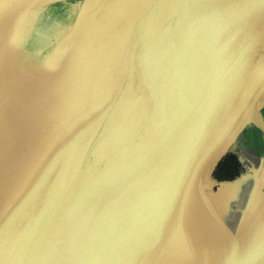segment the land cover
I'll use <instances>...</instances> for the list:
<instances>
[{
  "label": "water",
  "instance_id": "95a60500",
  "mask_svg": "<svg viewBox=\"0 0 264 264\" xmlns=\"http://www.w3.org/2000/svg\"><path fill=\"white\" fill-rule=\"evenodd\" d=\"M0 264H264V0H0Z\"/></svg>",
  "mask_w": 264,
  "mask_h": 264
},
{
  "label": "rangeland",
  "instance_id": "374dc122",
  "mask_svg": "<svg viewBox=\"0 0 264 264\" xmlns=\"http://www.w3.org/2000/svg\"><path fill=\"white\" fill-rule=\"evenodd\" d=\"M229 154L239 160L240 172L229 179H220L214 174L208 193L228 225L237 230L262 167V143L257 129L249 127Z\"/></svg>",
  "mask_w": 264,
  "mask_h": 264
},
{
  "label": "trees",
  "instance_id": "16d2710c",
  "mask_svg": "<svg viewBox=\"0 0 264 264\" xmlns=\"http://www.w3.org/2000/svg\"><path fill=\"white\" fill-rule=\"evenodd\" d=\"M240 168V162L237 157L228 153L220 161L214 174L220 179H229L237 175L240 172Z\"/></svg>",
  "mask_w": 264,
  "mask_h": 264
},
{
  "label": "flooded vegetation",
  "instance_id": "af4514ba",
  "mask_svg": "<svg viewBox=\"0 0 264 264\" xmlns=\"http://www.w3.org/2000/svg\"><path fill=\"white\" fill-rule=\"evenodd\" d=\"M262 160V159H261Z\"/></svg>",
  "mask_w": 264,
  "mask_h": 264
}]
</instances>
